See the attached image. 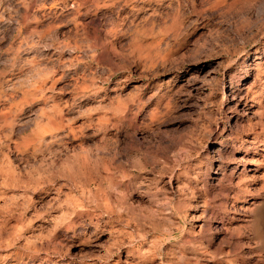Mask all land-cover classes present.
<instances>
[{
	"label": "rangeland",
	"instance_id": "1",
	"mask_svg": "<svg viewBox=\"0 0 264 264\" xmlns=\"http://www.w3.org/2000/svg\"><path fill=\"white\" fill-rule=\"evenodd\" d=\"M0 264H264V0H0Z\"/></svg>",
	"mask_w": 264,
	"mask_h": 264
}]
</instances>
